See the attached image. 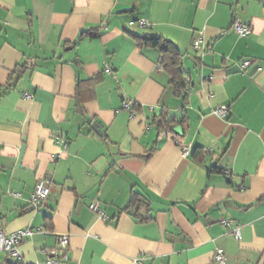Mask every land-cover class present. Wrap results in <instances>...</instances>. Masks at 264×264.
<instances>
[{
	"label": "crops",
	"instance_id": "crops-1",
	"mask_svg": "<svg viewBox=\"0 0 264 264\" xmlns=\"http://www.w3.org/2000/svg\"><path fill=\"white\" fill-rule=\"evenodd\" d=\"M148 32L178 45L188 103L137 38ZM164 112L186 114L173 136L154 122ZM134 191L151 202L146 221L124 210ZM0 228L32 231L0 264H48L60 235V264H218V250L264 264V0H0Z\"/></svg>",
	"mask_w": 264,
	"mask_h": 264
},
{
	"label": "built area",
	"instance_id": "built-area-1",
	"mask_svg": "<svg viewBox=\"0 0 264 264\" xmlns=\"http://www.w3.org/2000/svg\"><path fill=\"white\" fill-rule=\"evenodd\" d=\"M139 25L141 27L146 28L149 23L146 20H141L139 22ZM233 29L239 33L241 36H248L251 34L252 29L251 27L243 23L241 20L236 19L233 23ZM203 37L200 36L197 39L193 41V49L196 51L203 49ZM252 64V61L247 59L240 63H238V67L240 70H246L250 65ZM106 72L112 73L113 69L111 67H106ZM27 97H32V95L27 94ZM124 108L131 111V103L125 101L123 103ZM229 112V107L227 106H221L216 110V113L221 116L225 117L227 116ZM162 133L173 136L174 133L163 130ZM182 145V149L184 154L190 153V147ZM50 194V185L47 181L42 180L38 183L35 192L32 196V207L34 209H40L42 206L47 204L48 196ZM90 209L100 215L102 219H106L107 215L106 213L101 209L98 202H94L90 205ZM223 223L226 225V227H230L233 223V220L231 219H224ZM232 232L234 233L235 237L237 239L241 238V232L239 228L232 229ZM32 234L31 230H19L14 233L6 234L1 228H0V253H7L10 256L13 257H20V252L18 249L19 244L24 240V238L27 235ZM58 246L52 249H47L46 252L48 253L47 263L48 264H60L62 259H68L67 249L69 246V236L68 235H60L58 239ZM145 259V256L142 255L138 258H136V263L143 264V261ZM227 257L226 254L222 250H218L216 253V262L218 264H226Z\"/></svg>",
	"mask_w": 264,
	"mask_h": 264
},
{
	"label": "trees",
	"instance_id": "trees-1",
	"mask_svg": "<svg viewBox=\"0 0 264 264\" xmlns=\"http://www.w3.org/2000/svg\"><path fill=\"white\" fill-rule=\"evenodd\" d=\"M86 33H89L92 36L98 35V31L96 30L88 31ZM137 38L145 44L159 48L161 53L160 64L165 70H167L171 74V83L174 86L175 94L178 96H183L184 102L188 103L187 91L190 88L191 80L188 78V76L185 75L184 70L182 68V53L178 45L173 41L163 37L162 35H156L149 32L139 35L137 36ZM24 67L26 66L24 65L22 68L18 69L16 73L23 72ZM185 121V113L181 120H177L176 118L169 119L168 114H166V112L154 118V122L156 123L158 128L165 129L171 132H173L176 125H178L179 123L182 124ZM191 154L197 161L204 162L205 157L203 147L197 146L193 149ZM208 169L210 172L219 171L217 165H212L208 167ZM131 209L135 210L134 215L136 217H139L141 221H146L150 219L149 216L144 214V211L151 210V202L143 194L135 191L132 193V196L124 210L130 211Z\"/></svg>",
	"mask_w": 264,
	"mask_h": 264
},
{
	"label": "water",
	"instance_id": "water-1",
	"mask_svg": "<svg viewBox=\"0 0 264 264\" xmlns=\"http://www.w3.org/2000/svg\"><path fill=\"white\" fill-rule=\"evenodd\" d=\"M93 128L99 133L102 134V128L98 123L93 124Z\"/></svg>",
	"mask_w": 264,
	"mask_h": 264
}]
</instances>
